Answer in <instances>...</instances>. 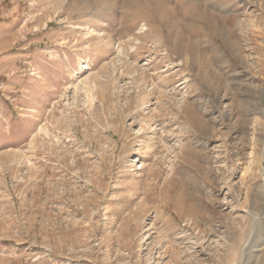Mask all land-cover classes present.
Here are the masks:
<instances>
[{
  "label": "rangeland",
  "instance_id": "1",
  "mask_svg": "<svg viewBox=\"0 0 264 264\" xmlns=\"http://www.w3.org/2000/svg\"><path fill=\"white\" fill-rule=\"evenodd\" d=\"M0 264H264V0H0Z\"/></svg>",
  "mask_w": 264,
  "mask_h": 264
},
{
  "label": "bare ground",
  "instance_id": "2",
  "mask_svg": "<svg viewBox=\"0 0 264 264\" xmlns=\"http://www.w3.org/2000/svg\"><path fill=\"white\" fill-rule=\"evenodd\" d=\"M251 229V228H250ZM258 261V260H257ZM259 262V261H258Z\"/></svg>",
  "mask_w": 264,
  "mask_h": 264
}]
</instances>
